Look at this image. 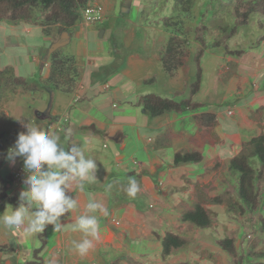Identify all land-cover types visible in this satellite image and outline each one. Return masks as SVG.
Returning a JSON list of instances; mask_svg holds the SVG:
<instances>
[{"label": "crops", "instance_id": "0c3cea01", "mask_svg": "<svg viewBox=\"0 0 264 264\" xmlns=\"http://www.w3.org/2000/svg\"><path fill=\"white\" fill-rule=\"evenodd\" d=\"M93 3L103 7L104 22L109 11L101 0H94ZM141 9L142 7L140 12ZM104 25L100 33L98 32L99 36L97 33V39L113 36L115 27L110 29ZM86 28L89 29L88 33H85L86 38L93 36L94 28ZM31 29L33 28L27 24L4 22L0 25V47L6 51L5 48L9 50V45H14L4 65L9 64L15 68L16 74L30 78L39 69V63L43 62L46 70L42 73L41 82L46 81L50 73L51 55L54 52L62 53V48L71 45L73 50L63 55L76 58L81 80L72 95L62 94L47 85L35 95L19 91L10 96L0 104V133L8 134L5 140L10 148L14 145L18 133L25 131L19 120L34 122L50 135H58L66 149L67 139L64 137V131L67 128V132L73 137L72 144H79L85 155L96 159L98 165L96 179L85 182L82 191L73 193L78 200V208L70 211L62 221L63 231L48 232L47 246L42 255L43 264H230L229 257L216 246V241L224 238V230L229 229L228 226H232L233 221L224 216L226 222L219 223L212 217L215 219L212 226L219 228V233H215L210 229L200 230L190 224H184L181 222V216L196 204L202 205L210 214L220 212L226 215V202H213V199L223 194L228 181L222 178V174L229 173L226 166L241 152L244 143L264 133V102H258L264 97L258 94V91L264 89V79L260 81L261 72L264 74V56L252 59L250 71L238 77L240 82L236 84L234 91L238 96V103L228 112L223 110V107H220V110L206 107L182 115L166 114L153 118L145 110L136 107L138 97L155 94L170 98L176 93H181V98H187L188 85L194 80V76H191L190 80L185 78L183 71L179 73L180 69L173 77H169L180 82L178 89L170 90L169 83H164L155 90L148 84L149 79L145 75L147 66H152L153 62L157 61L159 67H162L160 55L170 39L164 28L160 26L152 36L153 49L147 46L144 53L131 52L122 57L120 65L114 70L116 81L113 87L110 85L108 88L98 85V81L91 82L94 67L101 63L105 55V51L99 49V43L94 42L96 44L92 50L91 41L87 40L77 27L76 31L74 30L75 35L73 32L72 36L55 31L57 35L54 37L53 33L50 41L45 42L40 49V59L32 55L33 57L29 56L25 60L21 51L16 48L19 42L16 36L24 30L25 33H30ZM144 29L149 31L150 28ZM138 31L135 26L129 31L118 30V33L126 32L136 36ZM155 37L162 40L158 41ZM263 46L264 42L260 47ZM148 49L154 51L153 56L156 53L155 59H151L154 57L148 53ZM214 53L217 58L224 60L223 63L219 62L217 79L229 71L230 63L240 64L244 57L225 58L222 53ZM203 71L204 81V66ZM248 85L252 90L251 98L242 103V98L249 97L244 92ZM258 87L261 89L257 90ZM203 88L202 85L194 99L206 104V98L201 100V97L206 95L208 90ZM152 90L156 93H152ZM223 96L218 100L211 99L212 105H221L226 99ZM257 105L260 107L254 109ZM261 111L263 117L259 115ZM230 112L233 114L230 115ZM203 113H211L217 117V124L211 131H204L199 127L196 117ZM221 119L232 123L229 124L228 130H224L225 121L220 123ZM197 129H201L203 134L195 138ZM224 133L234 137L231 142L226 141L228 138ZM168 142H171L172 148ZM159 145H167L171 150H164ZM183 152L201 153L205 161L199 166H175L174 156ZM20 173H25L21 158H17L15 164L7 160L1 169L0 177L3 180L10 178L11 181L7 185V197L0 201V213H3L8 205L16 207L9 199L18 198L25 187V176L22 179L16 178ZM129 178L135 179L139 187L135 198L129 197L126 192ZM199 196H204L205 203L201 202ZM91 201L101 203L107 209L108 215L105 216L99 211L88 213L98 217L100 238L93 241L92 249L81 255L72 245V241L81 240L83 233L75 230L74 225L76 218L86 213V205ZM234 227L239 228V234L238 224ZM171 228L186 232L191 237L172 233L169 231ZM166 233L179 235L186 239L188 244L184 249L163 258L161 241ZM35 239L38 241L37 245ZM38 245V234L26 238L21 229H6L0 226V264H26L32 260L33 251ZM199 253L208 256L200 257Z\"/></svg>", "mask_w": 264, "mask_h": 264}, {"label": "trees", "instance_id": "16d2710c", "mask_svg": "<svg viewBox=\"0 0 264 264\" xmlns=\"http://www.w3.org/2000/svg\"><path fill=\"white\" fill-rule=\"evenodd\" d=\"M228 6L232 9L234 26L224 31L223 37L208 43L206 33L208 27L205 24L206 15L198 22L193 31V41L200 45L194 53L189 51L191 34L185 31V21H194L192 0H176L177 21L171 18H163L162 28L169 33L170 39L160 55V61L164 72L173 77L176 72L185 66L187 59L192 58L195 66V76L188 85L189 97L181 98V93L173 97H162L151 94L138 97L136 107L145 110L151 117L157 118L166 114H185L205 109L206 104L194 100L203 85V56L206 52L217 48L216 53H222L225 58H242L246 53L242 50H231L228 46L238 31L249 26L252 16L258 17V25L264 30V0H228ZM94 0H0V24L25 23L40 27L42 33L50 37L53 31L59 34L72 36L75 28L83 23V12ZM213 2V1H212ZM207 10V7L206 9ZM101 22V21H99ZM97 22V23H99ZM96 24V23H95ZM264 35L253 46H261ZM222 51V52H221ZM2 55V54H0ZM49 77L38 85L31 83L27 77L16 74L15 70L7 65L0 66V103L10 96L21 91L22 93L37 94L43 86L50 85L62 94H74L81 75L77 68L76 58L54 52L49 64ZM178 98V100H177ZM199 127L204 131H211L217 124V117L211 113H203L196 117ZM0 133V171L7 162L8 141ZM67 139V150L73 143V137L64 131ZM253 160L257 161L254 167ZM205 157L198 152H183L174 156V165H202ZM228 172H236L239 177L234 184L226 181L223 196L213 199L215 204H222L225 197L233 200L230 211L238 212L244 220L229 217L230 221L240 227L238 238L226 237L216 241V246L229 257L230 264H264V250L258 248L264 244L258 239V235L264 234V133L252 138L242 145L241 152L233 157L228 165ZM10 178L3 180L0 177V201L7 197V185ZM9 202L18 206V198L13 197ZM229 211V213H231ZM68 216L65 214L61 220ZM212 216L202 205L196 204L191 210L185 211L181 216V222L190 224L200 230H207L212 226ZM48 226L46 231L38 235L39 245L33 251L32 260L26 264H43V253L47 246L48 232L52 230ZM162 257L165 258L176 251L184 249L188 241L179 235L166 233L162 238ZM178 264H187L180 262Z\"/></svg>", "mask_w": 264, "mask_h": 264}, {"label": "rangeland", "instance_id": "374dc122", "mask_svg": "<svg viewBox=\"0 0 264 264\" xmlns=\"http://www.w3.org/2000/svg\"><path fill=\"white\" fill-rule=\"evenodd\" d=\"M175 1L176 0H101V2L107 8V11H109L108 18L104 22L101 21L91 26H87L84 23H81L80 25L77 26V28H79V30L84 34L85 38L87 37L85 36V33H88L89 31V29H87L86 27L88 28L93 27L94 28L92 30L93 36H89L86 39L91 41L92 50L94 49V45L96 44L94 42H97L100 44L99 49L105 51V55L102 58L101 63L97 67H94L95 69L92 71L93 80H91V82L98 81L97 82L98 85H105L106 88L110 87V85L113 87L114 81H116L114 70L117 68L118 65H120L122 57L125 56V54H129L131 52L133 53L139 52L140 54L144 53L146 51L147 46H149L150 48L151 47L154 48V44L152 43L153 40L152 36L154 35V33L157 32L160 26L162 27V21L160 22V20H162L163 18H171L174 21L178 20L177 19L178 14L175 10L176 8ZM192 2L194 8L193 9L194 21L193 20L185 21L184 29L186 32L191 34V36L189 37L190 38L189 51L194 53L196 49L200 47V45L193 41V31L195 26L198 24V22L202 20L203 14L206 15L205 24L208 27V31L206 33V41L208 43H212L213 41L223 37L224 31H228L234 26V18L232 15L231 7L227 5V3L229 4L228 0H192ZM140 7H142L141 9L142 12H140ZM206 7L207 10H205ZM111 9H113V12H111ZM103 23L106 24L108 28L110 27V29L115 27V31L114 33L112 32L113 33L112 37H109L108 35L107 36L108 38L106 37L105 39H97V33L98 32L100 33V29L102 30V26L103 27L105 26ZM16 25H25V23H16ZM135 26L136 29L139 30L136 36L134 34H127L126 32L118 33V30L122 31L124 29L125 30L128 29L129 31L132 30V28L134 29ZM31 27L33 29H31L30 33H25L24 30V32H20L18 35L16 34L17 35L16 37L19 40V42H17L16 44V48L21 51V53L23 54V58L25 60L29 56L33 57L32 55H35L39 58L38 54H40V49L43 47V45H45L44 44L45 42L50 41V37L45 36L42 33L41 28H38L36 26H31ZM145 27L150 28L149 31L144 29ZM110 29L109 31L111 33ZM75 31H74V35H75ZM54 32L55 31H53V33ZM56 35L57 32L53 34L54 37ZM261 35H264V30H262L258 25V17L252 16L250 19L249 26L240 29L237 35L233 39H231L228 44L231 50H242L246 53L243 57V60H241L240 64L230 63L229 71L222 74L219 79H217L218 70L220 68L219 62L223 63L224 60L222 58L220 59L217 58L214 52L220 50H217V48H215L212 49L211 51H208L209 54H207V52L206 54H204L203 66L205 69V79L203 81V87L205 88V90H208L207 91L208 93L206 95L203 94L201 100H205L206 98V105L209 109L215 108L217 110H220L219 108L223 107L222 109L228 112L229 109H233L236 107L238 103V98H237L238 96L234 93V91L236 84L240 82V80L238 81V77L243 76L246 71H250L252 59L254 58L259 59L260 57L264 56V46L262 48L253 46ZM155 39H157L158 41L162 40V39H158L157 37H155ZM157 46L162 47L161 44L160 45L157 44ZM8 48L9 50L5 48L6 51H4L0 47V54H2L0 55L1 67L3 66V63H6L7 59L9 58V54L11 53L10 50H13L14 45L11 44L8 46ZM117 49L120 50L118 51ZM72 50H73L72 46L67 45L66 47L62 48L61 54L71 52ZM147 51L153 56V52H154L153 50L148 49ZM155 54L156 53H154V56ZM151 59H155V57ZM39 65H37L39 66V69L35 72V74H32L33 78L32 77L29 78L31 80V83H33L34 85H38L41 83L42 73H44V70H46L45 67H43L44 65L43 62H40ZM7 66H9V64H7ZM153 66H155V68H153ZM12 68L15 69L13 66ZM145 70L147 71V74L145 75L148 76L149 80H152V82H149L148 80V84H151L152 85L151 87L154 88L155 90L159 89L160 86L164 83H169L170 90L178 89V85H180V82L177 80L173 81L171 78H169V76L163 71L162 67H159L157 61L153 62L152 66H147V69ZM182 71L184 73V77L187 78L188 80H190L191 76H195V66L194 63L192 62L191 57L187 59L185 66L179 71V73ZM260 75H261L260 81H262L264 79L263 71L261 72ZM149 87L150 86H147V88ZM127 89L129 91V88ZM259 89L261 88L258 87L257 90ZM155 90H152L153 91L152 93H156ZM244 92L247 93L249 97L242 98L241 99L242 103H245L244 101L249 100L251 98V92H252L251 86L248 85L247 89L244 90ZM165 93L162 95L164 96ZM258 94L264 95V89L258 91ZM222 96L226 97V99L221 105L219 106L212 105L213 103L210 101L211 99L218 100ZM258 102H264V97L260 99ZM258 106L260 107V105H257L254 107V109L256 108L258 109ZM262 113L263 111L260 112L259 114L260 117H263ZM223 120L224 119H221L220 123L225 121L223 127L224 130H228L229 124L232 123L227 119H225L224 121ZM199 134H203L201 129H197V132L194 134V137L195 138L199 137ZM224 135H227L228 138L226 139L227 142H231V139L234 138L231 137L228 133L227 134L224 133ZM247 140L248 139H246V141ZM170 143L171 142H168V145L171 147ZM159 147L163 148L164 150H171L172 148V147L171 148L168 147L167 145L165 146L159 145ZM253 165L254 167H257L258 164L256 160H253ZM238 177L239 175L236 172H232L231 175L227 172L222 174V178L228 180L230 184H234L237 181ZM219 178L221 177L219 176ZM223 195L224 194H222V196ZM199 198L200 200H202L201 201L202 203H205L204 196L202 197L199 196ZM233 200L234 198L231 200L230 198L225 197L226 215H223L220 212H213L211 214L212 217H214L217 222L219 223L226 222V220L223 218L224 216H226L228 219H230L229 217L231 216L233 218L242 221L244 220L240 215L237 214L238 212L229 210L231 205L233 206L234 203ZM229 211L231 213H229ZM149 219L152 220L151 218ZM233 223L232 226H228L229 229L224 230L222 237L224 236V238L226 237L238 238L237 233L239 228L236 229L234 226H236L237 223L235 224ZM209 229L213 230L215 233H219L218 230L219 228L217 229L216 227L211 226ZM216 229L218 231H216ZM169 231H171L172 233L175 232L181 233L182 235L185 236L187 235L188 237H191L190 235H188V233L181 232L178 229L172 230L171 228ZM258 239L264 242V234L258 235ZM37 243L38 241L37 239H35V244L37 245ZM191 244L192 245L194 244V240L191 242ZM262 249L264 250V245H261V248H258V250H262ZM199 256L206 257L208 255H204V253L202 255L199 253ZM225 256L227 255L225 254ZM219 260L221 261L220 258ZM220 261L219 263H221Z\"/></svg>", "mask_w": 264, "mask_h": 264}, {"label": "clouds", "instance_id": "9594fccd", "mask_svg": "<svg viewBox=\"0 0 264 264\" xmlns=\"http://www.w3.org/2000/svg\"><path fill=\"white\" fill-rule=\"evenodd\" d=\"M19 121L25 131L18 133L6 158L13 164L17 158L22 159L25 187L19 193L18 206L8 205L0 213V226L21 229L26 238L44 233L48 226H52V231L61 232L64 229L61 218L78 208L73 193L82 191L85 182L96 179L97 160L87 157L79 144L65 150L58 135H50L34 122ZM128 185L127 195L135 198L139 191L136 180L129 178ZM97 211L108 215L101 203L91 201L86 205V213L76 218L74 229L83 233V238L73 240L72 245L81 255L92 249L93 241L100 238L98 217L88 214Z\"/></svg>", "mask_w": 264, "mask_h": 264}, {"label": "built area", "instance_id": "2783aa9c", "mask_svg": "<svg viewBox=\"0 0 264 264\" xmlns=\"http://www.w3.org/2000/svg\"><path fill=\"white\" fill-rule=\"evenodd\" d=\"M103 18L104 9L96 3L90 4L83 12V23L87 26H91L99 21H102ZM229 114L232 115L233 112H230ZM25 175V173H20L16 176V178L22 179Z\"/></svg>", "mask_w": 264, "mask_h": 264}]
</instances>
